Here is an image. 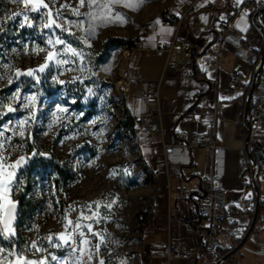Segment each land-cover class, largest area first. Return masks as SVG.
Returning a JSON list of instances; mask_svg holds the SVG:
<instances>
[{
    "label": "rangeland",
    "instance_id": "1",
    "mask_svg": "<svg viewBox=\"0 0 264 264\" xmlns=\"http://www.w3.org/2000/svg\"><path fill=\"white\" fill-rule=\"evenodd\" d=\"M43 3L24 21L9 19L22 4L0 0V209L18 196L32 207L18 236L28 246L17 249L0 237V263L15 251L9 264H67L41 234L75 221L83 250L74 264H145L141 226L157 202V180L124 123L117 42L137 38L157 0ZM17 69L31 74L17 77ZM260 135L253 129L250 138L264 145ZM205 162L201 151L200 171ZM258 185L264 194V182ZM257 243L248 239L224 264L261 263Z\"/></svg>",
    "mask_w": 264,
    "mask_h": 264
},
{
    "label": "built area",
    "instance_id": "2",
    "mask_svg": "<svg viewBox=\"0 0 264 264\" xmlns=\"http://www.w3.org/2000/svg\"><path fill=\"white\" fill-rule=\"evenodd\" d=\"M219 1L222 4L216 6V3ZM207 4L209 6L207 19L201 22L197 19L196 14L192 13V19L188 23L187 28L192 37H199L205 31H213V40L195 59L192 58L191 39L183 37L178 40L179 46L191 53V58L186 62L178 60L175 63L177 65H186L191 69L186 74V77L196 82V91L192 100V106L177 116V129L175 130L174 141L172 143L165 142L164 136L166 129L162 126L160 120L155 122L152 119L154 115H157L160 119L161 112L159 108H153L150 112L141 116L132 115V132L134 135L140 130L147 128L158 136L161 149L157 146H152L148 152L140 149V162L150 171L151 176L155 180H158L160 172L154 166V159L157 155L162 154L165 166L164 173L167 178L166 187L168 190L169 179L178 174V166L181 165L184 168H188L192 165L193 152L201 148L219 151L228 149L227 145H223L217 139L215 122H211L210 126L203 130H189L185 128L184 124L191 121L194 117L203 118L207 114L216 116L215 107H209L207 104V67L213 64L217 65L220 48L226 39L233 38L241 45L252 48L247 42L246 33L239 31L236 25V19L246 11L249 14L250 20L254 18L258 20V12L264 7V0H240L239 3L237 0H207ZM22 9L23 6L19 7L17 12H21ZM37 14L38 11H30L27 13L29 18ZM185 14L186 12L178 18V24ZM171 18L169 12L160 14V20L163 23L170 22ZM258 24L264 41V23L262 20H258ZM6 25V21H2V26L5 27ZM149 29L150 25L144 24L139 29V35L133 40L131 45H120L118 48L123 58V66L119 72V82L121 84L119 83L116 88L124 92V94L134 96L135 93L131 91V87L137 86L141 80L138 74L127 64V61L131 58L134 51L147 49L155 55H162L169 50L157 38L154 39L155 45L153 48L148 49L145 47L146 35ZM260 75H264V63L261 65L258 76ZM240 81V72L233 71L230 78V88L236 89ZM215 85V80L210 82V89H214ZM141 94L146 96L147 92H142ZM243 100L245 101V98ZM219 112L223 129L238 128V130L242 131L244 123L248 122L251 129L261 131L260 141L264 142V91L259 86H256L252 92L246 117L243 116V113L235 117L225 116L222 107L219 108ZM250 135V142L248 140L247 144H245L242 140L235 146L239 170L238 178L244 183L245 190L240 193L236 200L233 201L230 199L231 191L222 182L226 176V171L221 164H217L216 168L200 176L202 192L194 198V212L199 225L195 226L193 223L181 219L185 228L193 231L195 243L189 251H178L170 243L169 234H167L166 240L161 248V253L158 255L159 264H171L174 260H185L186 264H215L225 251L231 249L243 237L251 221L255 206L253 181L255 180L256 183L260 180L264 181V145L250 138ZM247 152H256L254 160L257 165L255 168L251 167ZM175 153H178L180 157L174 159L172 156ZM23 183L25 186V180ZM248 190L250 191L249 194L246 193ZM157 212V205L153 204L148 210L147 215L143 217L141 226L143 230L156 227L152 217ZM248 212V224L241 227L235 215H248ZM3 214L4 208L0 209V237L5 238L11 245H15L17 249L28 246L27 239H18V236L23 235L21 233L22 224L18 225L17 223L20 214L19 210H17L16 219L11 231H8L2 222ZM166 218L169 222L175 218V215L168 212ZM41 235L42 240L50 243L52 250L59 251L65 256L67 264H74V261L81 257L83 250L81 233L75 221L60 223L54 229L44 232ZM250 236L255 240L259 237V226L256 222L250 231ZM217 246L225 249V251L223 250L222 254H218L215 257L212 250ZM204 248L208 250V253L201 256L200 254ZM147 256L148 254L143 253L144 258H147ZM15 257L16 254L14 251L10 257L0 264H9ZM225 261L233 262L231 256H229L219 264H224Z\"/></svg>",
    "mask_w": 264,
    "mask_h": 264
},
{
    "label": "crops",
    "instance_id": "3",
    "mask_svg": "<svg viewBox=\"0 0 264 264\" xmlns=\"http://www.w3.org/2000/svg\"><path fill=\"white\" fill-rule=\"evenodd\" d=\"M220 4H222L221 1L217 2L216 6ZM208 11L207 0H157V9L147 22L150 29L146 35L145 47L153 48L154 39L157 38L169 50L162 55H155L147 49L136 50L127 61L128 66L138 74L141 80L137 86L131 87V91L135 93L134 96L125 94V108L133 116H141L153 108H159L160 119L157 115H154L152 119L155 122L160 120L166 129L164 141L167 143L174 141L177 116L192 106L196 91V82L186 77L191 69L186 65L175 63L178 60L186 62L191 58V53L182 49L178 40L183 37L190 38L192 53L196 56L201 54L213 40L214 32L205 31L199 37H192L187 27L192 19V13H195L197 19L202 22L207 19ZM163 12L170 13L172 17L170 22H161L160 14ZM185 12L186 14L178 24V18ZM249 18V14L244 11L236 19V25L240 32L246 33L251 22ZM157 21L159 22L157 23ZM255 50L253 47L248 48L241 45L233 38L225 40L220 48L217 65H209L206 72L207 104L209 107H215L216 116L207 114L203 118L194 117L184 124L185 128L189 130H203L208 128L211 122H215L217 139L223 145H227L228 149L219 151L201 148L193 152L192 165L188 168L178 166V174L169 179V190L166 187L167 178L164 173L163 155L159 154L155 157L154 166L160 172V177L157 180V202H155L158 212L152 217L156 227L144 230V252L148 254L145 264H157V258L161 253L167 234H169L170 243L178 251H189L194 245V233L185 228L181 219L193 223L195 226L199 225L194 212V198L202 192L200 183L202 173L206 174L216 168L217 164H221L226 171L222 182L231 191L230 199L236 200L245 190L244 183L238 178L239 170L235 149L237 144L244 141L245 135L238 128L223 129L219 108L222 107L224 115L229 117L239 116L243 113L246 85L252 81L253 77ZM233 71H238L241 74V81L236 89L230 88ZM213 80L216 85L214 89H210L209 83ZM258 86L264 91V75L259 76ZM142 92H147V95L143 96ZM252 131L253 129L250 133ZM135 138L139 148L144 152H148L152 146L161 149L158 136L147 128L140 130ZM201 151L206 153L203 171L198 168V157ZM172 157L176 159L180 155L175 153ZM260 181L257 182V189L261 200L264 194L258 185ZM246 193L249 194L250 191L248 190ZM168 212L175 215V218L169 222L166 218ZM235 218L241 227L248 224L249 216L246 214L235 215ZM256 223L259 226V237L256 242H258V248L264 253V217L258 214ZM207 253L208 250H203L200 255ZM179 264H186V261L179 260ZM259 264H264V260Z\"/></svg>",
    "mask_w": 264,
    "mask_h": 264
},
{
    "label": "water",
    "instance_id": "4",
    "mask_svg": "<svg viewBox=\"0 0 264 264\" xmlns=\"http://www.w3.org/2000/svg\"><path fill=\"white\" fill-rule=\"evenodd\" d=\"M264 12V7L261 8L258 12V20H261V16ZM264 30V27H263ZM254 49H256V47H253ZM264 63V42H263V47H262V51H261V55L258 59V62L254 68L253 71V77H252V81L250 84V88L245 96V101H244V111H243V116L246 117L248 114V106L251 100V96H252V92L256 87V81H257V77L260 74V68L261 65ZM27 73H29V71H23L21 69H17L15 71V74L17 75V77H21L26 75ZM247 125V134L245 135V139H244V143L247 144L248 140H249V135H250V131H251V127L249 125L248 122H246ZM250 164L252 168H255L257 163L254 160L253 155L251 154V152H247ZM18 165H21L20 160L17 161ZM253 193L255 196V206H254V211H253V215L251 218V221L249 223V226L245 232V234L243 235V237L240 239L239 242H237L231 249H229L228 251H225V249H223L225 251V253L223 255H221V257L218 259V261L215 264H219L222 261H224L226 258H228L229 256H231L234 252H236L244 243L245 241L252 240V241H256L255 239L252 238V236H250V231L252 230V228L255 225L256 222V218L258 215V210H259V203H260V199H259V194H258V189H257V183L254 180L253 181ZM17 210H18V205L15 202H10L8 203L5 207H4V214L2 217V222L3 224L6 226L8 231H11L12 226L14 225L15 219H16V215H17ZM212 253H215V250H212ZM217 255L215 254V257Z\"/></svg>",
    "mask_w": 264,
    "mask_h": 264
},
{
    "label": "trees",
    "instance_id": "5",
    "mask_svg": "<svg viewBox=\"0 0 264 264\" xmlns=\"http://www.w3.org/2000/svg\"><path fill=\"white\" fill-rule=\"evenodd\" d=\"M261 20L262 22L264 23V12L261 16ZM246 35H247V42L248 44L251 46V47H256V59L255 61L253 62V67H252V70L254 71V68L258 62V59L261 55V51H262V47H263V37L261 35V31L259 29V24H258V20L257 18H254V19H251V22H250V25H249V28L247 29L246 31ZM133 43V40H125V39H119L118 42H117V45L120 46V45H131ZM196 55L194 53H192V58L195 59ZM258 82H259V76L257 78V81H256V86H258ZM250 83L249 82L247 85H246V89H245V95L247 94L249 88H250ZM124 114H125V124L127 126L130 127V129L132 130L133 128V118H132V115L128 112V110L126 109L124 111ZM242 133L244 135L247 134V125L246 123H244L243 125V128H242ZM136 136V135H135ZM249 142H250V139H249ZM251 154L253 155V157L256 156V152H251ZM57 172L60 173L62 175L63 178H66L69 174L67 172H63L62 169H59V166L57 167ZM56 182H58V180L56 179ZM25 189H30V184L29 183H26V186L24 187ZM27 202L29 201H24L23 199V196H18L17 198V204H18V210L20 212L19 214V217H18V225H21L23 223V219H24V216L30 212V209H32L31 205H29V207L27 206ZM263 211H264V200H260V203H259V210H258V214L260 216L263 217ZM248 216H249V212H248ZM204 250H207L206 248H204ZM215 250V254H222L223 253V248L217 246L214 248Z\"/></svg>",
    "mask_w": 264,
    "mask_h": 264
},
{
    "label": "snow or ice",
    "instance_id": "6",
    "mask_svg": "<svg viewBox=\"0 0 264 264\" xmlns=\"http://www.w3.org/2000/svg\"><path fill=\"white\" fill-rule=\"evenodd\" d=\"M14 3L17 4H22L23 5V9L21 12L15 13L13 14V16L9 17V19H15L17 16H23L24 21H28L29 17L27 15L28 12L30 11H39V9L41 7H47L46 4L43 3V0H13ZM237 2L239 3L240 0H237ZM84 0H81V4L83 5ZM130 6V5H128ZM159 21H157L158 23ZM54 23V21H53ZM21 27H24V23H21L20 25ZM28 27H32V24L29 22L27 24ZM50 25H46V27H49ZM42 70V69H41ZM31 74V73H29ZM11 181L9 180L7 184L4 185V187H8L10 185ZM101 264H103V262H101Z\"/></svg>",
    "mask_w": 264,
    "mask_h": 264
},
{
    "label": "bare ground",
    "instance_id": "7",
    "mask_svg": "<svg viewBox=\"0 0 264 264\" xmlns=\"http://www.w3.org/2000/svg\"><path fill=\"white\" fill-rule=\"evenodd\" d=\"M121 84V83H120Z\"/></svg>",
    "mask_w": 264,
    "mask_h": 264
}]
</instances>
